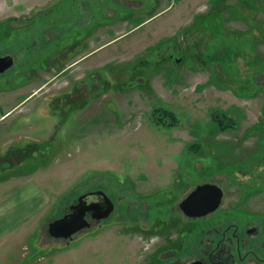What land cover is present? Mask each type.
Returning a JSON list of instances; mask_svg holds the SVG:
<instances>
[{
  "label": "rangeland",
  "instance_id": "rangeland-1",
  "mask_svg": "<svg viewBox=\"0 0 264 264\" xmlns=\"http://www.w3.org/2000/svg\"><path fill=\"white\" fill-rule=\"evenodd\" d=\"M6 55L0 197L20 210L0 264H264V0H0ZM204 183L221 204L186 216ZM98 189L107 219L48 234Z\"/></svg>",
  "mask_w": 264,
  "mask_h": 264
},
{
  "label": "water",
  "instance_id": "water-1",
  "mask_svg": "<svg viewBox=\"0 0 264 264\" xmlns=\"http://www.w3.org/2000/svg\"><path fill=\"white\" fill-rule=\"evenodd\" d=\"M13 64L10 55L0 57V73L5 72ZM223 192L220 187L204 183L191 192L179 203V209L187 216L197 217L216 210L222 201ZM114 209V203L103 190L88 191L79 195L69 211L61 218L48 223V234L55 239L70 240L79 231L89 228V218H107ZM89 217V218H88ZM192 264H201L193 262Z\"/></svg>",
  "mask_w": 264,
  "mask_h": 264
},
{
  "label": "crops",
  "instance_id": "crops-1",
  "mask_svg": "<svg viewBox=\"0 0 264 264\" xmlns=\"http://www.w3.org/2000/svg\"><path fill=\"white\" fill-rule=\"evenodd\" d=\"M223 25H224V23H223ZM1 110L2 109L0 107V114H2ZM6 142H8V140H6ZM27 178H28V176H27ZM26 183H28V184L23 186V187L21 186L22 188H24L23 189L24 196L22 197L23 201L21 202L23 204V206H25V204H27V202L31 201V200H27V196H26L27 192H30L31 194H37L38 190H40V185H41V183L35 179H29V181H27ZM27 186L32 187V188H36V190L32 191V189H31V191H29L27 189L28 188ZM3 193H5V195L0 197V224H3L2 228L0 229V234L6 233L7 231L11 232L14 230V227H16L15 225L19 222L16 214L20 210V209H18L19 203L14 201V196L12 195L13 192H12L11 186H10V188L7 187V190H5ZM46 203L48 204V200L44 201V205H42L43 208L46 206ZM25 208H27V206ZM23 212H24V210H23ZM12 221H13V223H12ZM1 236H3V235H0V239L3 238Z\"/></svg>",
  "mask_w": 264,
  "mask_h": 264
},
{
  "label": "flooded vegetation",
  "instance_id": "flooded-vegetation-1",
  "mask_svg": "<svg viewBox=\"0 0 264 264\" xmlns=\"http://www.w3.org/2000/svg\"><path fill=\"white\" fill-rule=\"evenodd\" d=\"M66 70V66H64V65H62V67L60 68V70H59V72L62 74V73H64V71ZM4 73V72H3ZM1 74V73H0ZM63 93H64V91H63ZM101 190V189H100ZM193 190V189H192ZM191 190V191H192ZM190 191V192H191ZM189 193V192H188ZM72 205V204H71ZM178 207H179V204H178ZM114 210V209H113ZM113 212V211H112ZM111 212V213H112ZM110 213V214H111ZM205 215H207V214H205ZM205 215H203V216H205ZM187 216V215H186ZM109 217V216H108ZM107 217V218H108ZM189 217V216H188ZM107 218H104V219H107ZM91 219V221L93 222V223H95V222H100V221H102V220H104V219H95V218H90ZM89 219V220H90ZM91 221H90V223H91ZM247 230V229H246ZM247 232L248 233H252V232H256V227H253V228H249L248 230H247ZM217 246H218V243L215 245V248H217ZM205 260L207 261V264H217V261H214V260H212V258H211V254H210V252H208L207 253V257L205 258ZM193 262H200L201 264H204V261L202 260V259H197V260H194V261H192V262H190L189 264H192Z\"/></svg>",
  "mask_w": 264,
  "mask_h": 264
},
{
  "label": "trees",
  "instance_id": "trees-1",
  "mask_svg": "<svg viewBox=\"0 0 264 264\" xmlns=\"http://www.w3.org/2000/svg\"><path fill=\"white\" fill-rule=\"evenodd\" d=\"M168 114V113H167ZM225 120H228L227 122ZM219 122H221L220 127L226 128V127H235L236 123L230 119L229 117H226V119H218Z\"/></svg>",
  "mask_w": 264,
  "mask_h": 264
},
{
  "label": "bare ground",
  "instance_id": "bare-ground-1",
  "mask_svg": "<svg viewBox=\"0 0 264 264\" xmlns=\"http://www.w3.org/2000/svg\"><path fill=\"white\" fill-rule=\"evenodd\" d=\"M91 191H96V190H91ZM87 192H88V191H87ZM214 211H215V210H214ZM214 211H213V212H214Z\"/></svg>",
  "mask_w": 264,
  "mask_h": 264
}]
</instances>
